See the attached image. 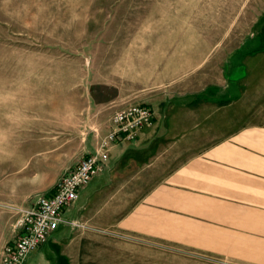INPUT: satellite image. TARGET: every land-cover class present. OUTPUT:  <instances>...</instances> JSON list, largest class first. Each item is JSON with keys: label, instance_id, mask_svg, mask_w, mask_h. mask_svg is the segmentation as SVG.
<instances>
[{"label": "rangeland", "instance_id": "374dc122", "mask_svg": "<svg viewBox=\"0 0 264 264\" xmlns=\"http://www.w3.org/2000/svg\"><path fill=\"white\" fill-rule=\"evenodd\" d=\"M258 50L264 0H0V250L21 210L94 152L110 117L142 104L151 125L186 121L207 140L184 143L191 159L169 179L128 189L120 218L74 229L100 239L86 264H264Z\"/></svg>", "mask_w": 264, "mask_h": 264}, {"label": "crops", "instance_id": "0c3cea01", "mask_svg": "<svg viewBox=\"0 0 264 264\" xmlns=\"http://www.w3.org/2000/svg\"><path fill=\"white\" fill-rule=\"evenodd\" d=\"M262 52L264 51H256L258 54ZM247 76L250 78L254 76L252 68ZM261 85L264 86L262 80ZM208 103L213 110L210 116L212 122L210 128L217 137V134H222L219 126L222 119L221 106L217 99ZM205 134L206 130L200 125H191L186 121L182 125L169 123L166 127H160L155 122L141 129L133 142L111 143L104 161L105 169L92 176L78 189L76 199L65 208L63 214L75 204L76 212L62 222L64 226L56 237L46 239L39 248L26 253L23 264L26 261L28 264H86V255L89 250L93 253L96 244H101L100 239L95 238L91 233H77L74 229L102 226V222L98 221L99 218L107 219V224L120 218L129 203V200L125 199L128 196V189L133 191L129 196L141 195L144 188L143 181L172 177L175 170L180 171L181 167L191 159V150L185 147L184 143L190 144L194 139L207 140ZM199 146L200 144L198 149ZM176 147L177 152H175ZM153 174L158 176L154 177ZM89 183L92 184L88 191L81 195L80 191ZM74 220L79 224L76 227L69 224Z\"/></svg>", "mask_w": 264, "mask_h": 264}, {"label": "built area", "instance_id": "2783aa9c", "mask_svg": "<svg viewBox=\"0 0 264 264\" xmlns=\"http://www.w3.org/2000/svg\"><path fill=\"white\" fill-rule=\"evenodd\" d=\"M153 117V110L142 104H130L116 111L110 117L109 130L100 138L94 152L60 177L50 194H37L32 206L21 210L20 233L1 248L0 264H19L26 253L44 243L64 222L63 211L76 199L78 189L101 170L109 145L134 139L141 129L152 123ZM69 224L79 225L75 220Z\"/></svg>", "mask_w": 264, "mask_h": 264}]
</instances>
